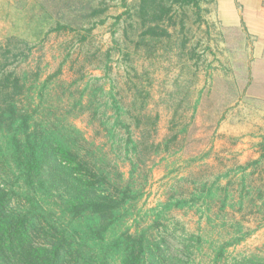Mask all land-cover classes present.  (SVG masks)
Instances as JSON below:
<instances>
[{
	"label": "rangeland",
	"instance_id": "rangeland-1",
	"mask_svg": "<svg viewBox=\"0 0 264 264\" xmlns=\"http://www.w3.org/2000/svg\"><path fill=\"white\" fill-rule=\"evenodd\" d=\"M137 3L0 0V44L27 43L21 74L31 108L42 87L50 118L97 149L108 151L110 141L87 109L113 113L112 99L137 116L144 139L170 140L166 151L143 150L144 193L122 228L141 231L158 217L185 264H214L223 242L249 231L216 264H264V59L253 58L243 26L224 25L215 0L174 7L161 39L141 36ZM119 168L126 177L127 164ZM208 189L213 197L200 198ZM176 200L194 201L166 211Z\"/></svg>",
	"mask_w": 264,
	"mask_h": 264
},
{
	"label": "trees",
	"instance_id": "trees-1",
	"mask_svg": "<svg viewBox=\"0 0 264 264\" xmlns=\"http://www.w3.org/2000/svg\"><path fill=\"white\" fill-rule=\"evenodd\" d=\"M201 1L138 0L134 12L141 36L167 38L164 24L173 8H199ZM25 47L15 38L0 44V264H185L182 252H172L171 241L161 236L158 217L141 231L122 228L144 193L143 150L151 155L164 144L166 151L170 140L144 139L137 116L122 112L114 99L113 113L87 109L110 141L108 151L70 124L51 119L42 106V87L39 105L31 108L21 74ZM119 161L128 166L126 177ZM201 193L200 198L214 195L211 189ZM190 201L176 200L165 210L192 206ZM248 235L223 242L213 253L214 264ZM193 239L200 244L199 236L187 240Z\"/></svg>",
	"mask_w": 264,
	"mask_h": 264
},
{
	"label": "crops",
	"instance_id": "crops-1",
	"mask_svg": "<svg viewBox=\"0 0 264 264\" xmlns=\"http://www.w3.org/2000/svg\"><path fill=\"white\" fill-rule=\"evenodd\" d=\"M219 17L233 29L245 28L253 38V58L264 59V0H215ZM238 3L239 9L236 4Z\"/></svg>",
	"mask_w": 264,
	"mask_h": 264
}]
</instances>
